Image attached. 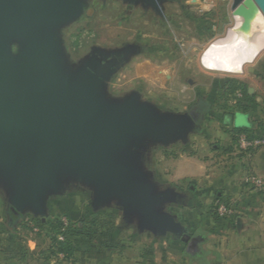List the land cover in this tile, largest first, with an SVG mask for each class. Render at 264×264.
Returning <instances> with one entry per match:
<instances>
[{
    "label": "water",
    "instance_id": "95a60500",
    "mask_svg": "<svg viewBox=\"0 0 264 264\" xmlns=\"http://www.w3.org/2000/svg\"><path fill=\"white\" fill-rule=\"evenodd\" d=\"M82 7L80 0H0V172L14 188L10 211L45 215L50 197L76 185L93 192L97 206L118 200L127 217L180 233L157 212L166 194L157 192L144 161L150 148L193 132L198 114L165 121L134 99L103 106L101 85L123 63L122 54L107 59L98 52L81 72L65 74L50 31ZM230 9L234 24L226 35L253 40L262 30L264 0H231ZM13 40L22 42L18 57L9 51ZM182 240L188 254L199 256L204 238Z\"/></svg>",
    "mask_w": 264,
    "mask_h": 264
},
{
    "label": "crops",
    "instance_id": "0c3cea01",
    "mask_svg": "<svg viewBox=\"0 0 264 264\" xmlns=\"http://www.w3.org/2000/svg\"><path fill=\"white\" fill-rule=\"evenodd\" d=\"M251 63L244 76L233 79L243 82L254 97L248 112L225 107L220 94L227 80L216 82L210 110L200 107L198 121L204 116L216 123L214 134L203 137L205 154L172 157L162 146L168 170L155 159L144 161L155 189L166 194L157 212L180 233L125 213L127 220L119 224L120 215L107 216L110 205L97 206L92 192L91 210L76 218L90 213L92 226H80L84 231L69 237L75 246L73 259L50 255L48 226L40 235L24 226H0V264H264V188L254 189L245 182L250 175L264 179V147L243 154L232 138L236 129L248 131L252 138L264 131V54ZM156 148H150L148 155ZM224 202L235 210L232 216H219L218 207ZM186 234L204 238L199 256L187 253L188 244L182 240Z\"/></svg>",
    "mask_w": 264,
    "mask_h": 264
},
{
    "label": "rangeland",
    "instance_id": "374dc122",
    "mask_svg": "<svg viewBox=\"0 0 264 264\" xmlns=\"http://www.w3.org/2000/svg\"><path fill=\"white\" fill-rule=\"evenodd\" d=\"M80 2L83 7L78 15L52 29L50 34L60 46L61 66L69 77L81 72L98 52L106 57L122 54L123 63L101 85L99 101L103 106L123 107L134 99L138 106L149 108L165 121L192 110L199 114L202 106L210 110L209 101L214 99L216 82L241 78L254 64H246L240 74L209 70L202 65L209 46L225 37L234 24L231 0ZM9 51L12 57H18L23 51L22 42L13 40ZM263 54L264 51L260 55ZM215 125L202 116L193 132L173 136L169 144H163L164 148L172 152L171 156L205 154L203 137L214 134ZM176 144L179 146L171 148ZM155 147L145 160L160 161L157 165L168 170L163 147ZM134 154L135 160L141 157V153ZM144 171L150 178L151 170L144 166ZM71 186L63 194L48 199L45 215H36L32 208H27L20 213L22 218L15 226H22L19 223L30 215L35 218L36 226H48L51 217H63L62 209L73 216L91 210V192L82 186ZM13 193L11 181L0 172V226H11L13 221L10 215ZM107 209V216L120 215L119 224L127 220L118 200L112 201ZM132 222L135 226L136 218Z\"/></svg>",
    "mask_w": 264,
    "mask_h": 264
},
{
    "label": "trees",
    "instance_id": "16d2710c",
    "mask_svg": "<svg viewBox=\"0 0 264 264\" xmlns=\"http://www.w3.org/2000/svg\"><path fill=\"white\" fill-rule=\"evenodd\" d=\"M241 94L239 97L238 95ZM220 99H224L225 101V107H230L233 109V111H243L248 112V110L251 108L254 97L248 93L247 86L238 80H227L226 86L224 88V91L220 94ZM264 130V129H263ZM244 130H233L232 131V138L234 142V146H236L238 142V138L241 134L247 135L249 138H252V136H249L246 134ZM264 134V131L261 135ZM259 135H256L255 137H259ZM167 153H172L169 150H165ZM193 154V153H192ZM60 208V207H59ZM64 208V207H62ZM63 217L62 218H52L48 225V232L46 233V236L48 239H50L52 242L49 246V253L51 256H60L62 255L65 260H71L73 259L74 253H75V246L73 240H71L69 237L72 235L81 234L84 231V228H81L80 226H92V216H90V213L84 215L82 219L76 220L75 217L79 216V213L77 216H73L67 211H64L62 209ZM77 213V212H76ZM10 215L12 217V222L10 223L11 226L17 225L18 221L22 218L21 214H13L10 211ZM64 218L67 219V224L64 220ZM36 222L35 218L30 215L25 220L23 219L21 224L22 226L31 229L32 231L37 230L38 235H40V231L44 228V226L35 225ZM62 236L63 239H59V237Z\"/></svg>",
    "mask_w": 264,
    "mask_h": 264
},
{
    "label": "bare ground",
    "instance_id": "6f19581e",
    "mask_svg": "<svg viewBox=\"0 0 264 264\" xmlns=\"http://www.w3.org/2000/svg\"><path fill=\"white\" fill-rule=\"evenodd\" d=\"M262 30L253 40H245L233 31L213 42L202 59V65L209 70L227 73H243L246 64L253 62L264 49V21Z\"/></svg>",
    "mask_w": 264,
    "mask_h": 264
},
{
    "label": "built area",
    "instance_id": "2783aa9c",
    "mask_svg": "<svg viewBox=\"0 0 264 264\" xmlns=\"http://www.w3.org/2000/svg\"><path fill=\"white\" fill-rule=\"evenodd\" d=\"M238 96L240 97L241 94H239ZM235 147L238 152L243 154H249L251 152H254L255 150L264 147V134L252 139L245 134H241L238 138V142ZM245 182L254 189L264 188V179L255 175L248 176L245 179ZM234 211L235 210L233 209V207L225 202L220 203L218 207L219 216H221L222 218L232 216L234 214ZM59 238L63 239L62 236H60Z\"/></svg>",
    "mask_w": 264,
    "mask_h": 264
},
{
    "label": "flooded vegetation",
    "instance_id": "af4514ba",
    "mask_svg": "<svg viewBox=\"0 0 264 264\" xmlns=\"http://www.w3.org/2000/svg\"><path fill=\"white\" fill-rule=\"evenodd\" d=\"M114 56H109L107 59H111V58H113ZM100 58V57H99Z\"/></svg>",
    "mask_w": 264,
    "mask_h": 264
}]
</instances>
